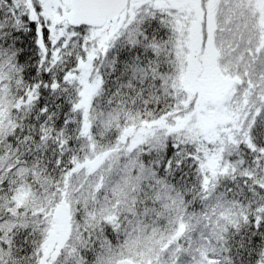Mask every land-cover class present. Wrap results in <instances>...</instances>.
Returning a JSON list of instances; mask_svg holds the SVG:
<instances>
[{"label":"snow or ice","instance_id":"snow-or-ice-1","mask_svg":"<svg viewBox=\"0 0 264 264\" xmlns=\"http://www.w3.org/2000/svg\"><path fill=\"white\" fill-rule=\"evenodd\" d=\"M0 264H264V0H0Z\"/></svg>","mask_w":264,"mask_h":264}]
</instances>
